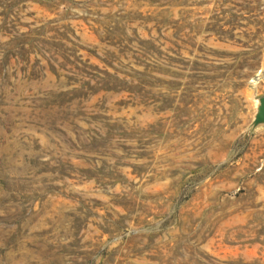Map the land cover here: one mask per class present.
<instances>
[{"label": "rangeland", "instance_id": "rangeland-1", "mask_svg": "<svg viewBox=\"0 0 264 264\" xmlns=\"http://www.w3.org/2000/svg\"><path fill=\"white\" fill-rule=\"evenodd\" d=\"M260 96L264 0H0V264H264Z\"/></svg>", "mask_w": 264, "mask_h": 264}, {"label": "water", "instance_id": "water-1", "mask_svg": "<svg viewBox=\"0 0 264 264\" xmlns=\"http://www.w3.org/2000/svg\"><path fill=\"white\" fill-rule=\"evenodd\" d=\"M255 102L256 111L253 120L249 126V129L251 131L264 127V96L257 97L255 99Z\"/></svg>", "mask_w": 264, "mask_h": 264}, {"label": "bare ground", "instance_id": "bare-ground-1", "mask_svg": "<svg viewBox=\"0 0 264 264\" xmlns=\"http://www.w3.org/2000/svg\"><path fill=\"white\" fill-rule=\"evenodd\" d=\"M262 77H263L262 74H258V75H256V80L254 81L255 84H257L260 80H262ZM254 87H255V86H254Z\"/></svg>", "mask_w": 264, "mask_h": 264}]
</instances>
